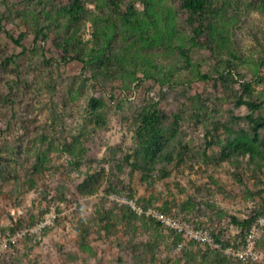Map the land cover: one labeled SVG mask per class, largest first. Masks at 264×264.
<instances>
[{"label": "rangeland", "instance_id": "rangeland-1", "mask_svg": "<svg viewBox=\"0 0 264 264\" xmlns=\"http://www.w3.org/2000/svg\"><path fill=\"white\" fill-rule=\"evenodd\" d=\"M197 25L181 0H0V239L57 215L0 264H238L108 198L225 242L264 212V0H206Z\"/></svg>", "mask_w": 264, "mask_h": 264}, {"label": "built area", "instance_id": "built-area-1", "mask_svg": "<svg viewBox=\"0 0 264 264\" xmlns=\"http://www.w3.org/2000/svg\"><path fill=\"white\" fill-rule=\"evenodd\" d=\"M108 198L118 202L120 205L126 206L135 215L154 220L164 228L179 234L183 239L194 242L203 248L214 251L219 250L227 258L234 259L240 264H255L261 258V253L257 249V243L264 234V214L256 216L244 229L240 238L230 242V245L221 247L213 238L209 228L195 227L183 218L167 214L153 206H142L130 199L126 193H111L108 195ZM56 217L57 215L52 212L32 227L22 228L12 234H7L0 239V257L11 244H15L27 234L41 231L48 224L52 223Z\"/></svg>", "mask_w": 264, "mask_h": 264}, {"label": "trees", "instance_id": "trees-1", "mask_svg": "<svg viewBox=\"0 0 264 264\" xmlns=\"http://www.w3.org/2000/svg\"><path fill=\"white\" fill-rule=\"evenodd\" d=\"M74 6H75V10L79 7L77 2L74 3ZM205 6H206V0H181V8L184 11L195 16V18L197 20L198 25L194 30V36L195 37L199 36V34L203 30ZM15 42H16V44L20 45L19 41H15ZM60 49H61L60 58L63 62L74 59L73 57H70L68 55V50L65 47H61ZM180 53L183 56L187 57L184 50H181ZM249 92H250V84L245 83L244 87H243V93L248 94ZM160 121H161V119L159 117L158 111L155 108H153L152 110L144 111L143 114L141 115V118H140V127H139V132H138L137 136L141 137L142 141L146 144V151H148L150 153V156H154L155 150L159 147V145L162 142V140L164 139V137H166L165 134L162 132V130L159 128ZM161 211H163V210H161ZM163 212H165L167 214H172V213H169L166 211H163ZM261 214H264V212ZM261 214L258 213L257 215H255V217L258 215H261ZM172 215L179 216V215H175V214H172ZM255 217H252V218L246 220L244 222L243 228L245 229ZM183 219L194 225V223L191 222L190 220L185 219V218H183ZM152 221H154V220H152ZM154 222L156 224L160 225L158 222H156V221H154ZM194 226L199 227L196 225H194ZM175 234H177V233H175ZM211 234H212L213 238L215 239V241H217L221 247H225L227 245H230V242H227V241L225 242V241L221 240L220 238H218V236L215 233H213V231H211ZM242 234H241V236H242ZM177 235H179V234H177ZM262 241H264V234L260 237V239L258 240V243H257V249L259 250L260 253H261L260 243ZM188 242L196 244V243L191 242V241H188ZM196 245H198V244H196ZM204 249L214 253L218 258H226L228 260H231V261H234V262L240 264L239 262H237L234 259L227 258L219 250L214 251V250H210L207 248H204Z\"/></svg>", "mask_w": 264, "mask_h": 264}]
</instances>
